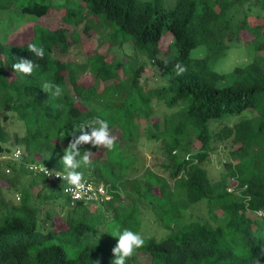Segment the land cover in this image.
I'll return each mask as SVG.
<instances>
[{
    "label": "trees",
    "instance_id": "obj_1",
    "mask_svg": "<svg viewBox=\"0 0 264 264\" xmlns=\"http://www.w3.org/2000/svg\"><path fill=\"white\" fill-rule=\"evenodd\" d=\"M16 1L0 0V14ZM22 1L23 12L38 16L59 9L61 23H34L33 34L19 43L0 37V152L12 140L22 148L20 161L7 163L12 172L0 175V264H111L118 242L112 234L124 229L145 238L126 264H264V24H250L245 9L256 0ZM238 7L244 11L239 18ZM81 25L83 32L105 38L109 51L95 50L84 61L56 56L55 47L67 52L81 43ZM244 28L254 33L252 60L230 71L216 69ZM165 32L173 41L163 52ZM128 41L132 55H110ZM33 42L44 47V59L28 51ZM22 58L38 65L31 75L14 72L12 65ZM150 61L163 82L145 86L141 75ZM177 63L186 68L179 76ZM87 72L94 81L82 80ZM46 82L60 85L62 98L44 92ZM155 100L173 109L154 117ZM230 116L240 118L212 128ZM15 117L22 132L12 133L7 124ZM97 117L110 130L120 129L115 147L81 145L91 164L77 171L110 182L113 196L72 203L62 182L30 164L63 170V149L72 134L80 135L74 126ZM144 122L148 136L164 140L170 178L151 167L131 175L137 157L121 144L139 137ZM221 139L236 146L220 177L212 179L202 163ZM200 202L212 220L187 215ZM144 206L168 229L161 238L142 234ZM56 217L64 224L58 226ZM144 252L151 254L150 263L138 259Z\"/></svg>",
    "mask_w": 264,
    "mask_h": 264
},
{
    "label": "rangeland",
    "instance_id": "obj_2",
    "mask_svg": "<svg viewBox=\"0 0 264 264\" xmlns=\"http://www.w3.org/2000/svg\"><path fill=\"white\" fill-rule=\"evenodd\" d=\"M16 1V0H15ZM23 2L22 0H17L13 3L12 7L3 11L0 14V37H4L5 40L12 43H19L28 39L33 34V25L34 23H42L45 22L55 27L61 23L60 16L61 12L57 8H52L47 15L38 16L34 13H26L23 12L19 8V4ZM18 7H17V6ZM245 9L248 11V17L250 24L261 23L264 24V4L257 1L252 3H247L245 5ZM244 11L241 7H238L236 11L237 18L243 15ZM44 24V23H42ZM69 27L73 28V25ZM80 32L82 36L81 43H75L69 47L67 52H62L60 47H55L54 54L58 57L67 60H77L84 61L87 55L91 54L95 50L106 51L109 50V43L106 42L105 38L100 39V36L97 32H83V25L80 26ZM169 32V31H167ZM165 32L161 41L160 46L163 52H165L169 45L173 41V36L170 33ZM253 37L254 33L244 28L241 30L239 37L235 38L231 41V46L225 52L224 56L220 58L216 62V69L220 71H230L237 65L246 64L251 61L255 55V48L253 45ZM132 41V40H131ZM114 52H111L110 55L113 56L116 52L122 57L128 58V55H132L134 53V48H132V42H127L123 49L118 46H114ZM128 47V48H127ZM196 52V49L193 50V53ZM264 53V51H261ZM140 59H136V62L139 63ZM141 80L145 84V86L157 85L163 82L162 71H160L156 64L153 61H150L143 71L141 75ZM82 80L90 83L94 81L95 78L89 72L82 74ZM100 82L102 86L104 82ZM173 108L166 107V105L162 102L155 100V112L154 117L162 118L164 112L170 111ZM250 114V113H248ZM238 116H230L225 119V121L217 120L212 123V128L215 130H219L223 127L224 123L227 121L232 124L235 120H237ZM8 126L12 133L15 131L22 132V122L16 117L9 121ZM149 123L144 122L141 124L142 133L139 137L131 142L123 141L122 146H125L128 151L135 153L137 157V166L138 169L131 171V175L142 174V170L145 167H151L156 170L160 174H164L171 177V170L168 168V164L170 160L165 151L164 140L156 139L155 137L148 136V125ZM118 127H113L110 130L111 135H117L119 133ZM199 145V143H197ZM21 147L19 144H16L14 140L7 143L6 149L0 152V175H8L12 172L11 167L7 165L8 161H20L18 157L17 160L13 158H3L1 155L4 153L10 154L17 147ZM236 146L230 139H221L215 143L214 149L211 152L210 159L208 161H204L202 164L207 168L209 175L212 179H218L221 175V171L225 169L226 162L231 159L230 151L232 148ZM0 183L2 187H4L5 180L0 178ZM9 196L14 198L15 192H9L7 189H4ZM95 207V205H93ZM220 211V210H219ZM188 216L193 218H202V219H211L208 206L205 202H200V204L193 205L188 210ZM249 215L252 218L257 217L256 213L249 212ZM259 215V214H258ZM143 226H142V234L143 235H153L156 234L159 238H161L168 229L162 223L157 222L155 219V215L152 210L144 206L143 207ZM212 220V219H211ZM56 223L58 226L64 224L60 217H56ZM138 259L142 263H150L151 254L148 252L140 253L138 255Z\"/></svg>",
    "mask_w": 264,
    "mask_h": 264
},
{
    "label": "clouds",
    "instance_id": "obj_3",
    "mask_svg": "<svg viewBox=\"0 0 264 264\" xmlns=\"http://www.w3.org/2000/svg\"><path fill=\"white\" fill-rule=\"evenodd\" d=\"M27 49L38 59H44L45 49L42 45L34 42L29 43ZM164 63L167 66L168 62L164 61ZM12 67L15 73L31 75L38 65L32 59L22 58L19 62L13 64ZM174 70L179 76L186 71V68L177 63ZM42 89L46 93H51L53 97L62 98L63 96V89L60 85L46 82ZM74 127L76 131L80 132V135L72 134V139L69 141L67 147L63 149L64 154L60 162L63 165L64 174L57 176L62 177L63 181H66L69 186L64 191L70 193L73 199L79 200L90 192L95 196L92 185L87 184L84 181L83 173L77 171L81 166L91 164L90 152L85 151L81 155L80 146L91 144L97 149L104 148L111 151L115 147L116 137L111 135L108 121L98 117L81 122ZM89 128L91 129L90 131H88ZM104 191V187L101 186L99 193L103 195ZM112 235L118 237V242L112 248L114 258L111 264H126V260L131 258L145 244V238L140 233L134 232L131 229H124L122 232L118 231Z\"/></svg>",
    "mask_w": 264,
    "mask_h": 264
},
{
    "label": "built area",
    "instance_id": "obj_4",
    "mask_svg": "<svg viewBox=\"0 0 264 264\" xmlns=\"http://www.w3.org/2000/svg\"><path fill=\"white\" fill-rule=\"evenodd\" d=\"M22 155V149L20 147H16L12 153L10 154H7V153H4L3 155H1V157L3 158H13V159H16L18 157H20ZM30 168L36 172H43L44 174H46L48 177L50 178H53L57 181H60L63 183V190L66 188V187H69L67 185V182L66 181H63V178L62 177H58L57 175H63V170H59V169H56V168H53V167H50L48 165H45L41 162H33L30 164ZM84 178V181L87 183V184H91L92 187H93V190L95 192V196H93V193L90 192L88 193L86 196H84L82 199H79V200H82V201H86V202H101V201H104V200H107V199H110L112 198L113 196V192H112V184L110 182H106L104 180H96V179H93V178H88V177H83ZM103 186L104 187V194L101 195L99 193V188ZM65 192V191H64ZM65 194L68 196V198L71 200L72 203L76 202L77 200L76 199H73L71 194L68 193V192H65ZM89 197H92V198H89ZM259 214H263V211L262 210H259L258 211Z\"/></svg>",
    "mask_w": 264,
    "mask_h": 264
}]
</instances>
